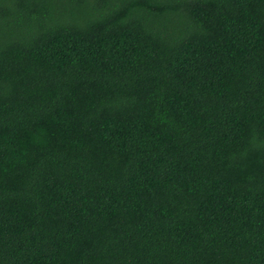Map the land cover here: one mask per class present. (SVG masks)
I'll return each instance as SVG.
<instances>
[{
	"label": "trees",
	"instance_id": "obj_1",
	"mask_svg": "<svg viewBox=\"0 0 264 264\" xmlns=\"http://www.w3.org/2000/svg\"><path fill=\"white\" fill-rule=\"evenodd\" d=\"M0 264H264V0H0Z\"/></svg>",
	"mask_w": 264,
	"mask_h": 264
}]
</instances>
